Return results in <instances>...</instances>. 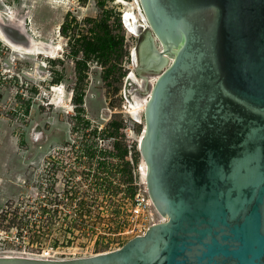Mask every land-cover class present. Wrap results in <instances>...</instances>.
I'll return each mask as SVG.
<instances>
[{
  "label": "water",
  "instance_id": "obj_1",
  "mask_svg": "<svg viewBox=\"0 0 264 264\" xmlns=\"http://www.w3.org/2000/svg\"><path fill=\"white\" fill-rule=\"evenodd\" d=\"M140 1L139 68L160 71L140 149L166 219L111 251L0 264H264V0ZM0 35L49 50L1 14Z\"/></svg>",
  "mask_w": 264,
  "mask_h": 264
},
{
  "label": "rangeland",
  "instance_id": "obj_2",
  "mask_svg": "<svg viewBox=\"0 0 264 264\" xmlns=\"http://www.w3.org/2000/svg\"><path fill=\"white\" fill-rule=\"evenodd\" d=\"M140 5V0H0L3 19L23 28L35 42L49 49L46 53L15 50L0 39V205L13 202L12 209L27 213L21 228H5L9 220L0 227V256L37 257L54 248L57 259L76 258L117 249L132 238L118 236L121 221L131 222L138 193L149 195L140 149L145 109L135 115L132 106L149 100L160 73L141 74V37L129 30L125 22L127 13L142 18ZM103 10H112V21L116 15L122 21L129 56L121 70L125 73L121 75V86L120 79H104L105 68L94 60L81 67L80 74V57L73 54L70 38L62 34L65 22L76 26V18L81 28L84 18L97 17ZM7 15H12V19L8 20ZM170 63L171 59L167 65ZM132 73L135 78L126 87ZM77 92L84 94L82 112L77 110ZM115 114L121 123L117 138L105 132ZM95 129L96 135H85ZM117 141L128 149L125 158L129 160L128 169L133 177L130 185L134 188L130 193L129 184L120 181V172L112 175L109 192L105 191L107 183H95L96 174L102 173L98 168L100 159L123 167L121 159L109 154L118 152ZM89 146L98 149L92 159V151L85 150ZM102 149L106 153L100 154ZM49 152L64 153L63 165L70 171L53 178L55 166L50 169ZM69 153L79 154L80 159H68ZM106 173L105 170L102 174ZM127 177L126 174L124 178ZM67 185L71 189L69 196L73 194L78 200L92 203V213L85 221H70L73 210L65 204L68 195L63 192ZM54 192H61V201ZM41 198L46 212L36 201ZM151 213L149 223L165 220L154 204Z\"/></svg>",
  "mask_w": 264,
  "mask_h": 264
},
{
  "label": "trees",
  "instance_id": "obj_3",
  "mask_svg": "<svg viewBox=\"0 0 264 264\" xmlns=\"http://www.w3.org/2000/svg\"><path fill=\"white\" fill-rule=\"evenodd\" d=\"M111 13H113L112 10H103L97 17H86L82 21L84 26L81 28V22L79 23L76 18H73V21L77 22L76 26H71L70 22H65L62 25V34L70 38V43L73 44V54L80 57L77 61L79 72L81 71V67L87 66V62L89 60H94L105 68L104 79L109 80L111 77L118 81L120 79L119 86H121V75H125V73L121 72V70L123 69V63L126 61V59H128L129 51L125 43V34L122 27L121 17L120 15H116L114 17V21H112ZM80 54L82 55L80 56ZM110 83L111 81H109V84ZM83 96V93L79 94L77 92L75 94V101L76 104L79 105L77 108L79 112H82L83 110ZM113 117H115V119L112 121V123L108 124L105 132L108 133L107 136L117 138L118 135H120L119 129L121 123H118L116 119L119 117V115L115 114ZM92 134L96 135L97 130L95 129L94 131L85 133V135ZM115 146L118 152L111 151L109 154L121 159L123 161V167L119 168L120 166H115L112 162L104 159L102 162H100L98 168L102 170V173H104L105 170L107 173L96 174L95 183L97 185L107 183L108 188L106 187L105 191L109 192L111 189L110 183L111 178L113 177L112 175L120 172L122 173L120 181H124L125 183L129 184L128 193H130L134 188L130 185L133 181V177L131 170L128 169L129 160H126L125 158L126 154L128 153V149L123 146L121 141H117ZM85 150L92 151V154L89 155L90 159L94 158L96 156V152L98 151V149L93 148L92 146L87 147ZM99 153H106V151L102 149L99 151ZM126 174L129 177L125 179L124 177ZM115 190L116 189H114V191ZM133 196L134 194L132 193V197ZM39 206L43 212H46V208L42 204ZM12 207L13 202H7L5 205H0V227L4 226L5 220H9L10 224L5 226V228H10L12 225H18L19 228H21V223H24L27 213L21 214L19 211L20 208L12 209ZM81 210H85L87 212H90L91 210L90 205H88L87 201L84 199L80 203V211ZM17 219L19 220L17 221ZM39 236L40 235H36V237Z\"/></svg>",
  "mask_w": 264,
  "mask_h": 264
},
{
  "label": "built area",
  "instance_id": "obj_4",
  "mask_svg": "<svg viewBox=\"0 0 264 264\" xmlns=\"http://www.w3.org/2000/svg\"><path fill=\"white\" fill-rule=\"evenodd\" d=\"M72 155V156H70ZM98 155H100L98 153ZM97 156V155H96ZM80 155L77 154V153H69L67 155V158L68 159H80L79 158ZM47 158H48V164H50V169H52V165H54L55 167L53 168L52 170V173L53 174V178L59 177V175L61 174H66L67 172H69L70 168L66 169L65 166L63 165V159L65 158V155L64 153L62 152H49L47 154ZM100 159V158H99ZM105 158H103L104 160ZM102 159L99 160V164L98 166L100 165V162L103 161ZM80 162V161H79ZM67 164V162H65V165ZM58 165V166H57ZM51 171V170H50ZM49 172V170L47 171ZM70 188H68V185L66 186V189L63 190V192L65 193L64 195H68L66 197V202L65 204L66 205H70L72 210H73V214H69V217L71 218L70 221L72 222H75L77 220L82 221L84 219H86V216H90L91 213H92V210H90V212H87L85 210H81L80 211V203L83 199L81 200H78V198H76L75 196H72L70 194ZM56 195H57V198L59 201H61L59 199V195H61V192H54ZM37 203H41L43 206H44V202L42 200V198L40 200H36ZM87 201V200H86ZM62 202L63 199H62ZM47 203V202H46ZM88 205H92V203H89L87 202ZM151 204H153L150 196L148 195H145L144 193H138L136 195V198L134 200V203H133V206H132V210H131V222L129 223H123V221H121V229H120V232L118 236H132V237H135V236H138V235H142L144 234L148 228L152 225V223H149V220H150V217L152 215L151 213ZM74 211H77L78 213H75ZM84 217V218H82ZM85 221V220H84ZM119 244V243H118ZM120 244L118 245L117 248H119ZM112 250V249H111ZM106 252V251H104ZM54 253V248H51V249H47V250H44L43 253L39 256H37L38 258H46V259H57V257H55V255L53 254ZM97 253H101L99 251H95L94 253H91L90 255H94V254H97ZM31 257V256H30Z\"/></svg>",
  "mask_w": 264,
  "mask_h": 264
},
{
  "label": "bare ground",
  "instance_id": "obj_5",
  "mask_svg": "<svg viewBox=\"0 0 264 264\" xmlns=\"http://www.w3.org/2000/svg\"><path fill=\"white\" fill-rule=\"evenodd\" d=\"M139 9H141L140 11L142 12V18H139V17H137V15H134V14H129V13H127L126 14V16H125V18H126V21L125 22H127V25H128V29L129 30H131L132 32H136L137 31V27H136V24L137 23H139V21L142 23V21L146 24V26H142V27H148V20H147V17H146V15H145V13H144V11H143V8H142V6L140 5L139 6ZM7 17H8V20H11L12 19V15H7ZM19 25V24H18ZM133 25V26H132ZM0 39H2L3 41H5V42H7V40L4 38V36H2V35H0ZM9 43V42H8ZM12 46V45H11ZM13 48H15V50H18L19 48H17V47H15V46H12ZM25 51H28V50H25ZM40 51H42V52H44V53H46V52H49V51H47V50H42L41 48H37L35 51L34 50H32V51H29V52H32V53H38V52H40ZM168 59H169V61H170V59L172 60L173 58L172 57H168ZM133 78H135V75H134V73H132L130 76H129V78L127 79V84H126V87H128L129 86V84H128V82L129 81H132V79ZM146 102V103H145ZM145 102H143L142 104H133V106H132V104H131V106H132V111L134 112V114L136 115V114H138L139 113V110L140 109H145L146 108V105H147V103H148V99H146L145 100ZM131 103V102H130ZM137 103V102H136ZM137 119V118H136ZM145 174H146V168H145ZM163 219H166L165 217H163Z\"/></svg>",
  "mask_w": 264,
  "mask_h": 264
},
{
  "label": "flooded vegetation",
  "instance_id": "obj_6",
  "mask_svg": "<svg viewBox=\"0 0 264 264\" xmlns=\"http://www.w3.org/2000/svg\"><path fill=\"white\" fill-rule=\"evenodd\" d=\"M142 26H146V25L144 24L143 21H142V23L139 21V23L136 24V27L138 28V30L135 32V34L139 35L140 37H141V34H142L141 41L144 39V36H145L144 32L146 30V28L142 27ZM142 29L144 30V32H141ZM134 59H136V56L134 57ZM139 69H140V72H141L142 75H145L146 73H149V72H153L151 70L146 69L144 65H142Z\"/></svg>",
  "mask_w": 264,
  "mask_h": 264
}]
</instances>
